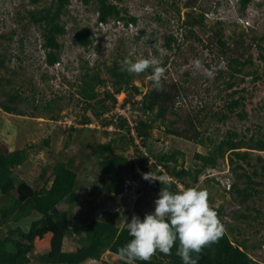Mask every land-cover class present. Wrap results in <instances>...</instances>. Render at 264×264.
I'll use <instances>...</instances> for the list:
<instances>
[{"label":"rangeland","instance_id":"374dc122","mask_svg":"<svg viewBox=\"0 0 264 264\" xmlns=\"http://www.w3.org/2000/svg\"><path fill=\"white\" fill-rule=\"evenodd\" d=\"M48 1L43 0L40 5H45ZM185 1L122 0L118 6L124 7L129 15L136 17L135 24L124 25L122 21L108 20L103 24L96 22L95 0L86 3L84 0H70L68 13L63 16L65 33L59 36L62 44L60 61L49 66L40 47L42 39L39 28L28 23L25 18L19 19L16 13L19 11L23 15L25 8L31 7L27 0H0V54L6 55L4 66L0 67V78L10 79L8 84H4V90L17 89L26 99L18 104L24 115L8 113L0 108V140L6 141L10 148L31 144L33 148L29 150L24 174L28 179H38L43 174V177L51 180V168L56 160L70 163L77 172L76 189L79 200L84 199L83 197L93 199L91 204L83 203L84 201L79 203L81 207L74 208L70 215L71 219H79L85 212H90L92 207L96 209L93 210V216L103 217L104 212L98 209L97 204L109 209L113 207L107 198L106 190L101 191L93 184L101 186L100 180H107L108 177L101 172L97 165V157L91 156L89 150L94 142L102 143L110 139L114 130L106 129L109 132L106 135L103 131L105 128L101 126L100 121L94 119L90 110L85 112L91 120L85 126L86 137H82L85 130L79 136L78 131L84 127L76 122L84 112L83 101L76 90L80 83L79 77L84 72L85 62H88L89 66L102 67L100 75L105 78L107 75L103 65H109L114 60L120 63L125 57L133 60L155 57L160 60L161 66L166 69L162 88L170 89L173 94L172 105L174 101L175 103L173 111L166 112L164 123H160L159 120L154 123L155 127L152 129L148 144L153 151L181 150L183 154L178 155V158L179 160L183 158L186 167H199L200 160L195 154L211 152L212 144L225 136L227 131H235L246 138L264 132V61L260 59V55H264V40L259 41L260 46L249 40L252 34L261 36L264 33V4L252 0L244 11L239 12L237 0H196L193 11L195 14L204 13L205 26L186 29L179 25L188 10L184 6ZM176 7L179 9L178 13ZM216 20L222 22V33L230 46H238L241 50L251 42L247 50L251 54V62L245 64L242 72L243 74L244 71L249 72L248 75L234 73L232 69L225 68L231 52H228L227 56L220 53L213 35L217 27H213ZM83 26L89 27L93 36V42L87 47L74 42L76 28ZM242 30L246 34L244 33L241 42L237 33ZM169 34L176 38L170 48L164 44ZM185 34H188L187 37ZM233 37L238 40L237 43L232 42ZM164 58H167L165 62ZM196 59L201 61L200 71L193 68L192 62ZM203 69L214 71V78L208 79L204 76ZM13 71L16 73L13 74ZM149 77L150 75L134 74V83L142 91H146L152 87ZM226 80L232 81L231 88L227 87ZM234 88L240 91L229 95ZM241 88L244 90L241 91ZM102 89L101 87L99 90ZM111 89L113 90L109 87L110 91ZM113 95L116 101L108 114L127 116L128 110L132 107L122 106L125 93ZM3 98L0 93V99ZM236 98L241 99L244 105L231 112L228 104ZM55 99L59 100L61 106L60 110L55 109L58 114L56 119H51L46 111L34 110L32 107L33 102L41 105L45 101ZM106 102L109 105L112 103L111 100ZM243 109L246 112L244 117L240 116ZM192 116L195 117L194 125L201 132L202 143L192 140V129L184 122ZM8 120L18 124L11 134L5 133L6 131L2 129ZM70 126L73 127L71 135ZM184 127L188 130L178 131V134L166 131ZM121 133L122 130L118 132ZM5 134L9 136L6 137ZM45 139L48 140L47 145L43 143ZM65 143L68 145H64ZM114 146L118 152L130 158L133 151L130 145ZM247 150L250 152L249 159L253 165L249 166L245 161L238 160L236 162L241 167L236 171L247 172L250 175L254 188L258 190L251 197L241 202L235 193L225 190V180L231 183L236 178L235 173L231 171V166L236 163L230 164L227 156L218 160L216 167L205 168L198 182L192 187L209 193L210 206L223 207L222 223L232 226L230 232L236 240L246 242V251L252 260L264 264V151ZM257 157L261 160H257ZM253 170L256 173H252ZM135 171L139 175L143 174L138 168ZM244 179L241 178L242 182ZM39 180L43 181V178ZM138 181L139 179L133 181L132 192L121 193L122 197L132 204L127 209L128 216L125 221H130L133 215H139L142 211L153 212L155 208L154 201L160 190L151 187L143 189L138 205L134 204ZM240 184L243 185L244 182ZM87 188L93 189L95 195L87 197L85 194ZM59 207L65 208V204H60ZM234 211L244 213L246 218L233 217ZM37 217L38 215H31L17 224L26 229ZM76 238L74 234L64 237L63 249H74L78 245ZM106 252L98 260L87 259L80 264H121L117 256L109 252L105 255ZM34 262L32 264H36Z\"/></svg>","mask_w":264,"mask_h":264},{"label":"trees","instance_id":"16d2710c","mask_svg":"<svg viewBox=\"0 0 264 264\" xmlns=\"http://www.w3.org/2000/svg\"><path fill=\"white\" fill-rule=\"evenodd\" d=\"M42 1L27 0L31 7L25 8L23 15L19 11L16 13L19 19L25 18L28 23L39 28L42 39L40 47L44 51L45 62L47 65L52 66L60 61L62 44L59 41V36L65 33L63 16L68 13L70 0H49L47 4L41 6ZM88 1L84 0L85 3ZM120 1L122 0H95L96 22L103 24L107 23L108 20H112L115 22L122 21L124 25L135 24L136 17L129 15L124 7H119L118 3ZM251 1L239 0L238 10L244 11ZM195 3L196 0H186L184 2V6L188 10L179 24L182 28L192 29L194 26H205L204 13L195 14L193 11ZM259 4H264V1ZM176 10L178 13V7H176ZM214 26L217 27L214 29L213 35L221 55L227 56L226 54L231 52L225 68L232 69L234 73H242L245 64L251 62V54L247 52L250 43L260 46L259 41L264 40V33L261 36L252 34L249 37L251 42L247 44V47L240 50L238 46H230L225 40L221 29L223 24L220 20H216ZM244 33V30L238 32V38L244 37ZM187 35L185 34V37ZM243 39H241V42ZM175 40L173 34H169L164 44L170 48L171 43ZM74 42L83 47L89 46L93 42L90 28L87 26L77 27ZM232 42L237 43L238 40L233 37ZM232 53L233 55H231ZM5 56V54H0V67L5 64ZM260 59L264 61L263 54L260 55ZM166 60L167 58H164V62ZM103 66L107 75L105 78L100 75V68L102 67L99 65L89 66L88 62H85L84 72L79 77L80 83L76 90L83 101L84 112L76 122L84 127L79 131L77 130L79 136L85 130L82 137H86L87 129L85 126L91 120L85 112L90 110L94 119L100 121L101 126L105 128L103 131L106 135L109 133L106 130L109 127L114 130L110 139L102 143L94 142L89 150L91 156L97 157V165L101 172L108 177L107 180H100L103 187L98 186L96 183L93 184L101 191L106 190L108 193L107 198L111 201L113 207L109 209L97 204L98 209H102L104 212L103 217L93 216L95 207H92L90 212H85L79 219H71L70 215L74 208L81 207L79 203L84 201L83 203L91 204L93 199L83 197L84 199L79 200V193L76 189L77 172L70 166V163L64 160H56L51 168V180L43 177V174L38 179H28L24 177V174L27 169L29 150L33 148L31 144L10 148L6 141L0 140V264H32L33 261L38 262V264H80L87 259H100L105 251L117 255L118 249L131 239L125 227L127 222L125 218L128 216L127 209L132 204L124 199L121 194L125 189L123 185L126 179H139V186L135 191L137 196L133 201L135 205H138L141 198L140 193L143 189L151 187L160 190L161 187H164L159 181L149 182L144 179V173L150 172L156 176L169 177L171 190L177 191L192 187L198 182L205 168L216 167L218 160L227 156L230 164L236 163L231 166V171L235 173L236 178L232 181L228 192L235 193L243 202L258 191L254 188L247 172L236 171L241 167L236 161L241 160L249 166L253 165L249 159L250 152L247 149L264 150V132L246 138L235 131H227L225 136L212 144L211 152L195 154V157L200 160L199 167H186L183 158L181 160L178 158V155L183 154L181 150L153 151L148 144L152 129L155 127L154 123L157 120L164 123L166 112L173 111L175 101L172 105L173 94L170 89L162 88L157 91L152 86L150 89L142 91L134 83V74L121 71L120 62L114 60L111 64H104ZM12 73L15 74L16 72L13 71ZM244 73L242 74H249L246 71ZM139 75L149 76L151 75V69ZM9 82V78L5 80L0 78V93L4 96L3 99H0V108L8 113L24 115L25 113L18 107V104L26 99L22 96L21 91L17 89L14 91L4 90V84ZM225 83L227 87H232V81L226 80ZM101 87L103 89L99 90ZM109 87H112L113 90L110 91ZM242 90L244 89L241 88ZM239 91L234 88L228 94L233 95ZM120 92H124L126 95L122 106L131 105L132 107L128 110V117L132 124L122 115L113 116L108 114L116 101L113 94ZM138 95H140V98H135ZM108 100L112 101L111 105L107 104L106 101ZM32 105L34 110L46 111L51 119L58 117L55 109H61L58 99L45 101L41 105L33 102ZM243 105L244 102L236 98L231 100L228 108L232 112L235 108ZM245 113L243 109L240 116L244 117ZM223 117L226 116L223 115ZM194 119L195 117L192 116L184 122L192 129V140L202 143L203 138L201 132L194 125ZM17 127L16 122L8 120L2 129L6 131L5 133L11 134ZM69 129L71 135L73 127L70 126ZM133 129L138 141L132 135ZM121 130L123 133L118 134ZM187 130L184 127L167 129L166 131L178 134V131ZM7 134H5L6 137L9 136ZM43 143L47 145L48 140H43ZM115 144H118L119 147L130 145L133 150L130 158L118 152L114 146ZM64 145L67 146L68 144L65 143ZM241 148L246 150H241ZM257 160L260 161L261 158L257 157ZM136 168L142 170L143 174L139 175L135 171ZM252 173H256V171L253 170ZM242 177L245 178L243 185L240 184L243 183ZM42 178L43 181H40L39 179ZM179 184L182 185V188L179 187ZM85 194L87 197L92 196L95 195V191L87 188ZM60 204H65V208H60ZM211 208L218 213V217L223 222V207L211 205ZM34 212L38 217L33 219L26 229H23L19 224ZM150 212L152 211H142L137 216L143 219L144 215ZM232 216L246 218L244 213L238 211H234ZM224 226L225 233L223 237L217 243L203 249L198 264H258L250 258L246 251V242L234 238L230 232L232 226L226 223H224ZM71 234L77 236L78 245L74 249L64 250L62 247L64 237ZM175 252V247L172 249L171 255L157 252L151 260H137L135 264H182L181 259ZM118 261L124 264L119 257Z\"/></svg>","mask_w":264,"mask_h":264},{"label":"clouds","instance_id":"9594fccd","mask_svg":"<svg viewBox=\"0 0 264 264\" xmlns=\"http://www.w3.org/2000/svg\"><path fill=\"white\" fill-rule=\"evenodd\" d=\"M260 2L262 1L257 0L258 4ZM192 64L196 71L202 69L199 59L194 60ZM149 69L153 88L161 90L166 69L161 66L159 59L149 57L133 60L125 57L121 63V71L130 74L139 75ZM203 75L213 79L214 71L203 69ZM138 96L140 98V95ZM124 117L132 124L128 115ZM132 135L135 140L138 139L134 129ZM143 178L149 182L159 181L164 187H161L154 201L153 212L146 213L143 219L133 215L130 221L126 222L125 227L131 239L118 249L119 259L124 264H135L137 260H151L157 252L171 255L175 247V254L182 264H198L203 249L217 243L225 233V226L218 213L209 204V193L195 187L172 191L171 182L166 176H156L150 172L144 173ZM179 187L182 188V185L179 184Z\"/></svg>","mask_w":264,"mask_h":264},{"label":"built area","instance_id":"2783aa9c","mask_svg":"<svg viewBox=\"0 0 264 264\" xmlns=\"http://www.w3.org/2000/svg\"><path fill=\"white\" fill-rule=\"evenodd\" d=\"M136 180H138V179H135V180H133V179H126V181L124 182V185H123L125 187L124 191H127L129 193L132 192V189L134 187L133 186V181H136ZM225 183H226L225 189L228 190L230 188V182H228L227 180H225ZM135 186H136V184H135Z\"/></svg>","mask_w":264,"mask_h":264},{"label":"crops","instance_id":"0c3cea01","mask_svg":"<svg viewBox=\"0 0 264 264\" xmlns=\"http://www.w3.org/2000/svg\"><path fill=\"white\" fill-rule=\"evenodd\" d=\"M31 215H35V216H36L37 214L34 212V213H32ZM31 215H30V216H31ZM30 216H29V217H30ZM67 250H68V249H67ZM107 253H108V251L105 253V255H107ZM109 254H113V253H110V252H109ZM113 255L117 256L116 254H113ZM117 257H118V256H117ZM100 258H102V256H101ZM83 262H84V261H83ZM35 263H36V262H35ZM36 264H37V263H36Z\"/></svg>","mask_w":264,"mask_h":264}]
</instances>
